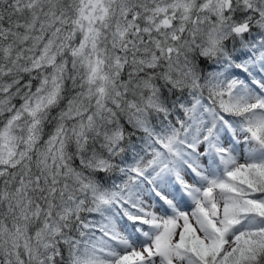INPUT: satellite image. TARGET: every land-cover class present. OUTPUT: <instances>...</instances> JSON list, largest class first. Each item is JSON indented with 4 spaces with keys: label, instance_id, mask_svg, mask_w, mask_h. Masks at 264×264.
<instances>
[{
    "label": "snow or ice",
    "instance_id": "6c2138e0",
    "mask_svg": "<svg viewBox=\"0 0 264 264\" xmlns=\"http://www.w3.org/2000/svg\"><path fill=\"white\" fill-rule=\"evenodd\" d=\"M0 264H264V0H0Z\"/></svg>",
    "mask_w": 264,
    "mask_h": 264
}]
</instances>
